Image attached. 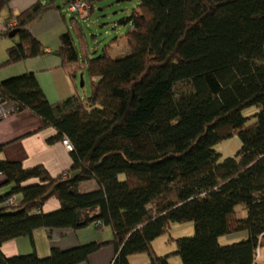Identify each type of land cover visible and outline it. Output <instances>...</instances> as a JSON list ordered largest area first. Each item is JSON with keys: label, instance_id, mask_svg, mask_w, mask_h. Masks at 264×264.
Listing matches in <instances>:
<instances>
[{"label": "trees", "instance_id": "1", "mask_svg": "<svg viewBox=\"0 0 264 264\" xmlns=\"http://www.w3.org/2000/svg\"><path fill=\"white\" fill-rule=\"evenodd\" d=\"M84 1L88 14H72L58 53L68 72L74 63L85 71L87 97L51 104L30 72L0 81L13 112L28 109L54 127L49 141L69 140L75 171L54 178L41 165L24 168L0 158L11 186L0 196V246L37 228L93 222L109 226L112 238L53 247L41 258L0 250V264H79L107 244L115 251L110 264H130L129 256L143 253L147 264H170L152 242L172 223L185 222L194 232L175 239L173 252L182 264H255L264 244V0H138L117 20L128 26L121 39L129 49L119 57L107 48L90 50L81 21L108 0ZM8 2L0 0V12ZM50 7L36 2L5 26L0 36L15 30L17 41L2 66L43 53L30 26ZM250 106L258 110L247 125L242 110ZM235 134L240 149L220 160L214 146ZM90 179L98 187L80 192L79 184ZM11 195L16 204L4 205ZM50 197L58 209L33 211ZM239 205L245 216H235ZM241 231L245 239L218 241Z\"/></svg>", "mask_w": 264, "mask_h": 264}, {"label": "crops", "instance_id": "2", "mask_svg": "<svg viewBox=\"0 0 264 264\" xmlns=\"http://www.w3.org/2000/svg\"><path fill=\"white\" fill-rule=\"evenodd\" d=\"M36 2L50 4L51 7L30 26L31 34L41 43V55L17 61L2 66L6 58V49L17 41L16 37L0 36V81L23 73H32L42 90L45 98L51 104L60 102L70 96L78 95L87 97L90 94V79L77 63L71 64L75 69L73 73L63 66L58 53L60 36L71 29L70 17L65 5V0H9L0 12V33L8 23H13L15 16ZM120 6V5H116ZM85 37L87 38L86 34ZM124 41L117 40L111 44ZM125 42V41H124ZM56 135L52 126H43L41 118L32 111L25 109L11 113L0 120V158L15 161L24 168L41 165L51 177L65 175L72 177L75 171L71 170L72 157L61 140L49 139ZM31 179L28 182H36ZM6 177L0 173V196L10 190ZM97 183L90 179L79 184L81 192L95 190ZM3 202L0 201V208ZM60 207L59 201L50 197L40 208L34 212H50ZM92 224V223H91ZM91 224L80 229L71 228H37L30 236H20L5 241L0 250L5 256L21 254H35L45 257L51 248L69 249L91 241L103 242L112 238L109 226L91 228ZM114 248L107 244L91 253L87 260L79 264H110L114 256ZM131 256L128 257L130 261Z\"/></svg>", "mask_w": 264, "mask_h": 264}, {"label": "rangeland", "instance_id": "3", "mask_svg": "<svg viewBox=\"0 0 264 264\" xmlns=\"http://www.w3.org/2000/svg\"><path fill=\"white\" fill-rule=\"evenodd\" d=\"M137 2L138 0H124L120 2H115V0L105 1L95 7L94 12L91 13L90 16L81 21L91 51L101 53L107 48L109 55L112 57L123 56L127 53L129 48L124 41H120V43L118 42L111 47L108 45L115 43L126 33L128 26L118 25L117 20L122 16L128 15L132 9L136 7ZM117 4L120 6H116ZM257 110L256 106H250L244 108L242 114L250 117ZM254 121L255 118L250 117L246 124L250 125ZM241 144L240 138L235 134L228 139L218 142L214 146V149L220 154L219 159L223 160L227 157H233L240 149ZM245 215L244 206H237L235 209V216L242 217ZM93 225L92 223L91 228H94ZM193 232L192 222L172 223L169 230L164 233V235L153 240L152 245L154 252L156 255L169 254L168 261L170 264H182L179 256L173 253L177 248L175 239L183 236H190ZM246 236V231L234 232L220 236L218 241L221 245H227L245 239ZM149 260V256L143 253L132 255L129 263L147 264ZM255 264H264V244L257 250Z\"/></svg>", "mask_w": 264, "mask_h": 264}, {"label": "built area", "instance_id": "4", "mask_svg": "<svg viewBox=\"0 0 264 264\" xmlns=\"http://www.w3.org/2000/svg\"><path fill=\"white\" fill-rule=\"evenodd\" d=\"M66 9L69 14L76 15L78 18H83L88 14L89 4L84 0H72L66 6ZM7 25L12 26L13 23H8ZM11 113H13V108L8 100H5L0 95V120L8 117ZM62 144L65 146L67 150H71L72 146L67 138H63ZM63 177H66L63 175ZM17 196L11 195L4 201V205L13 206L16 204ZM95 226L100 225L98 222H93Z\"/></svg>", "mask_w": 264, "mask_h": 264}, {"label": "water", "instance_id": "5", "mask_svg": "<svg viewBox=\"0 0 264 264\" xmlns=\"http://www.w3.org/2000/svg\"><path fill=\"white\" fill-rule=\"evenodd\" d=\"M14 34H15V30H13V31H11V32L9 33V37H12Z\"/></svg>", "mask_w": 264, "mask_h": 264}]
</instances>
